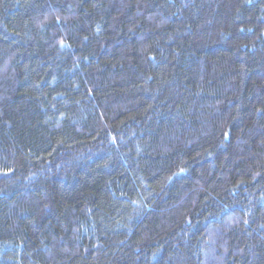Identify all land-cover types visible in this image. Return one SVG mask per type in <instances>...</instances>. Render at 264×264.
<instances>
[{
    "label": "trees",
    "instance_id": "1",
    "mask_svg": "<svg viewBox=\"0 0 264 264\" xmlns=\"http://www.w3.org/2000/svg\"><path fill=\"white\" fill-rule=\"evenodd\" d=\"M0 264H264V0H0Z\"/></svg>",
    "mask_w": 264,
    "mask_h": 264
}]
</instances>
